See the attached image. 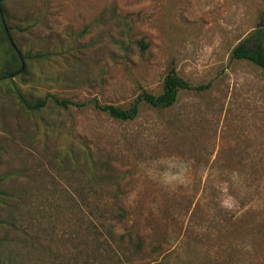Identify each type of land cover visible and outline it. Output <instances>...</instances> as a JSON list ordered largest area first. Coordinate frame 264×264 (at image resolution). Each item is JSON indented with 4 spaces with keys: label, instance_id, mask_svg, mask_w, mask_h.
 Masks as SVG:
<instances>
[{
    "label": "rangeland",
    "instance_id": "obj_1",
    "mask_svg": "<svg viewBox=\"0 0 264 264\" xmlns=\"http://www.w3.org/2000/svg\"><path fill=\"white\" fill-rule=\"evenodd\" d=\"M3 3L24 69L0 80V264H264V70L232 57L264 0ZM173 67L200 88L172 107H97Z\"/></svg>",
    "mask_w": 264,
    "mask_h": 264
},
{
    "label": "trees",
    "instance_id": "obj_2",
    "mask_svg": "<svg viewBox=\"0 0 264 264\" xmlns=\"http://www.w3.org/2000/svg\"><path fill=\"white\" fill-rule=\"evenodd\" d=\"M6 8L3 0H0V34L1 39L7 43L6 54L2 69L0 70V80H13L22 69L19 51L11 37V27L5 20ZM22 57V56H21ZM232 57L235 59H244L251 61L264 70V16L258 26L251 31L243 40H241L234 48ZM198 89L194 87L188 80L183 78L176 70L171 68L164 81V88L160 94H154L143 91L139 97L129 106L122 107L114 104H97V107L107 112L110 116L118 120L128 121L135 119L140 113V103L145 102L156 108H170L176 104L179 94L182 90ZM201 88H208L205 85ZM18 96L21 103L29 110H40L45 107L50 100L59 106L68 108L70 105H82L70 99H61L55 95H48L44 98L30 99L22 91L18 89ZM1 183V177H0Z\"/></svg>",
    "mask_w": 264,
    "mask_h": 264
},
{
    "label": "water",
    "instance_id": "obj_3",
    "mask_svg": "<svg viewBox=\"0 0 264 264\" xmlns=\"http://www.w3.org/2000/svg\"><path fill=\"white\" fill-rule=\"evenodd\" d=\"M19 55H20V52H19ZM20 59H21V64H22V69L21 70H23L24 69V65H23V59H22L21 55H20Z\"/></svg>",
    "mask_w": 264,
    "mask_h": 264
}]
</instances>
